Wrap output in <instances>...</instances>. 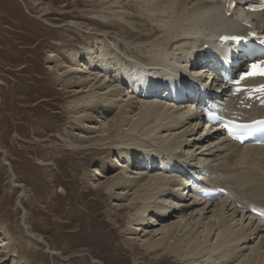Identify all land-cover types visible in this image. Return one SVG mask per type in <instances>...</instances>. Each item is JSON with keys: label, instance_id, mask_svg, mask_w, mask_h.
<instances>
[{"label": "bare ground", "instance_id": "obj_1", "mask_svg": "<svg viewBox=\"0 0 264 264\" xmlns=\"http://www.w3.org/2000/svg\"><path fill=\"white\" fill-rule=\"evenodd\" d=\"M113 1L114 16L121 12L115 7L134 9L144 4L143 9L137 8L139 16L120 15L131 25L123 30L130 40L126 48L138 45L137 50L145 52L141 57L136 51L122 56L143 61L139 62L142 66H127L124 60L116 59L111 65L113 56L109 58L105 51L111 46L97 43L95 38L91 46L70 52L77 65L65 72L83 74L75 79L76 85L73 83L81 88L75 94H82L73 106L72 113L77 114L74 120L93 124L94 129H87L95 132V143L101 147L95 148L96 153L109 146L119 158L116 165L97 163L93 175L102 177L108 168H120L103 185L116 203L132 193L126 205L135 211L127 220L131 242L140 241L141 248L154 255L158 264H264V145L233 140L218 125L196 134L208 106L231 121L264 114V92L258 91L264 86V77L240 79L251 62L250 53L264 50V13L245 10L243 0H236L228 16L225 0ZM39 12L37 18L48 14V7ZM69 26L79 30L82 22L70 20L66 23ZM102 34L108 37L110 33ZM260 59L264 61V57L256 58ZM235 70L228 82L218 74L223 71L230 77ZM239 86L245 88L239 91ZM112 107L116 109L113 118L97 128V116H106ZM113 139V144L105 143ZM206 191L221 196L217 201L202 200ZM170 213V217H188L173 220L157 234L154 229L147 236L146 228ZM137 224L144 227L132 230ZM142 230L148 233L140 236L138 231ZM26 232L33 240H43ZM45 251L59 254L49 245ZM10 255L0 257V264Z\"/></svg>", "mask_w": 264, "mask_h": 264}, {"label": "rangeland", "instance_id": "obj_2", "mask_svg": "<svg viewBox=\"0 0 264 264\" xmlns=\"http://www.w3.org/2000/svg\"><path fill=\"white\" fill-rule=\"evenodd\" d=\"M89 1L0 0V150L5 154L2 161L0 152V257L12 254L2 264L15 260L19 264H94L92 258L101 264H158L154 255L141 248L140 241L138 245L131 242L126 230L127 220L135 213L126 206L132 193L116 203L104 186L120 168H108L102 177L93 175L97 163L116 165L120 163L119 158L109 146H103L105 149L96 153L95 148L101 147L95 143V132L87 129H94L93 124L74 120L77 116L72 113L74 103L82 98L81 93L76 95L81 88L75 87V79L82 73L67 75L65 72L77 65L71 60L70 52L91 46L95 38L97 43L111 46L105 48L107 56H113L111 65L114 66L116 59L124 60L127 66H142L143 61L122 56L136 51L141 57L145 52L137 50L138 45L130 50L126 48L130 40L125 38L123 30L130 22L120 15L139 16L137 8L143 9L144 4L135 5L134 9L115 7L121 12L114 16L113 0ZM41 7H48L49 13L37 18ZM70 20L82 22V29L66 27ZM102 32L110 34L107 37ZM91 71L104 74L100 70ZM189 74H194V70H189ZM110 78L113 80L114 76ZM124 89L122 85L123 93ZM109 109L106 116H97L96 127H105V122L113 118L116 109ZM206 123L211 126L202 119L203 126L196 134L209 127ZM109 142L113 144L114 139L105 143ZM13 183L20 184L24 191L20 206L17 204L20 189ZM92 184L99 187L95 189ZM220 196L210 201H217ZM171 215L155 220V226L146 228L149 234L138 231L140 236H149L154 229L157 234L163 225L188 217L187 214ZM138 227L144 226L137 224L131 228L137 231ZM27 230L34 237L46 240L59 254L47 253L44 244L36 241L38 238L33 240L26 235ZM131 235L141 238L138 234Z\"/></svg>", "mask_w": 264, "mask_h": 264}, {"label": "snow or ice", "instance_id": "obj_3", "mask_svg": "<svg viewBox=\"0 0 264 264\" xmlns=\"http://www.w3.org/2000/svg\"><path fill=\"white\" fill-rule=\"evenodd\" d=\"M229 7H232L230 4ZM264 7V5H262ZM251 68L253 69L252 72L246 74V75H262L264 76V61H262L260 64H252ZM245 78V75H241L240 79L243 80ZM258 91L264 92V86H261Z\"/></svg>", "mask_w": 264, "mask_h": 264}, {"label": "water", "instance_id": "obj_4", "mask_svg": "<svg viewBox=\"0 0 264 264\" xmlns=\"http://www.w3.org/2000/svg\"><path fill=\"white\" fill-rule=\"evenodd\" d=\"M0 152L3 154V158H2V161H3V159H4V152L2 151V150H0ZM4 164L8 167V170L9 171H11V169L9 168L10 166L7 164V163H5L4 162ZM12 178H13V175H12ZM11 181H12V179H11ZM14 187H16V188H18L19 186H17V185H15L14 183L12 184ZM20 188V197H19V199H18V201H17V204L19 205V201H20V198L22 197V194H23V189L21 188V187H19ZM26 235H29L28 234V232H26ZM34 239V238H33ZM38 243H40V244H44L46 247H48V245H47V243L45 242V241H43L42 239H40V240H36ZM50 253V252H49ZM52 255H57V254H54V253H51ZM92 263H94V264H99L98 262H94L93 260H92Z\"/></svg>", "mask_w": 264, "mask_h": 264}]
</instances>
